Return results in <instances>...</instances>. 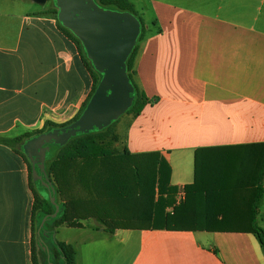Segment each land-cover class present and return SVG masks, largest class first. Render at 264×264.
Returning <instances> with one entry per match:
<instances>
[{"label":"crops","instance_id":"obj_1","mask_svg":"<svg viewBox=\"0 0 264 264\" xmlns=\"http://www.w3.org/2000/svg\"><path fill=\"white\" fill-rule=\"evenodd\" d=\"M48 2L0 0V138L70 118L91 91L92 77ZM148 3L152 16L142 18L145 34L135 43L131 71L146 103L127 113L124 140L113 133L131 153H160L178 204L194 181L196 150L212 149L198 154L211 160L264 142V0ZM261 185L256 223L264 231V174ZM250 191L238 189L233 198L246 200ZM222 193L227 201L229 191ZM32 204L27 162L0 142V264H32ZM81 223L72 228H87ZM61 227L69 226L56 227L54 236ZM93 228L106 238L86 239L82 264H91L94 252L104 264H264L250 232ZM58 241L79 264L73 244Z\"/></svg>","mask_w":264,"mask_h":264},{"label":"trees","instance_id":"obj_2","mask_svg":"<svg viewBox=\"0 0 264 264\" xmlns=\"http://www.w3.org/2000/svg\"><path fill=\"white\" fill-rule=\"evenodd\" d=\"M95 2L104 8L133 13L140 22L137 40L144 36V21L129 0ZM66 34L80 43L89 63L82 58L92 77V87L87 100L69 122H49L46 130L76 120L101 78L80 40L71 32L73 38ZM134 54L135 45L126 59V72L133 85V99L126 113H137L146 103L145 96L138 91L131 77ZM92 70L99 74L98 80ZM109 124L75 133L65 144H57L52 156L47 147L43 180L51 183L50 188L33 179L31 163L23 152L24 143L33 135L0 138L1 143L20 154L28 164L33 193L32 264H75L74 250L55 239L54 229L64 224L81 227V220L90 218L99 222L107 232L117 228L250 232L264 250V231L256 223L264 174V142L239 146L234 156H224L227 154L224 151L216 152V158L211 160H199L198 154H209L212 149L196 150L194 181L184 186L185 199L175 204V188L169 184L170 167L165 159L159 152L131 153L127 148L116 149L117 136ZM223 149L226 148L217 150ZM245 187H251L246 200H234L237 190ZM225 191H229L227 201L222 193ZM50 196L55 203L51 202ZM237 203L239 206H233ZM55 204L58 205L56 215L48 216L40 227L42 219L56 211ZM169 206L172 209L167 211Z\"/></svg>","mask_w":264,"mask_h":264},{"label":"water","instance_id":"obj_3","mask_svg":"<svg viewBox=\"0 0 264 264\" xmlns=\"http://www.w3.org/2000/svg\"><path fill=\"white\" fill-rule=\"evenodd\" d=\"M35 1L44 3L46 0ZM52 1L57 7V20L80 40L101 78L76 120L34 135L23 145V152L31 163L33 179L41 181L47 188L51 183L43 180L46 144L63 145L75 133L108 125L130 107L133 85L126 72V59L140 33L138 18L129 11L104 8L95 0ZM50 199L55 203L52 196ZM55 206L56 211L46 215L40 227L48 216L56 215L58 205Z\"/></svg>","mask_w":264,"mask_h":264},{"label":"rangeland","instance_id":"obj_4","mask_svg":"<svg viewBox=\"0 0 264 264\" xmlns=\"http://www.w3.org/2000/svg\"><path fill=\"white\" fill-rule=\"evenodd\" d=\"M129 1L131 3H133V5L135 7L134 8L135 12L138 15H141L144 20H148L152 16V8H151L150 4L148 3V0H129ZM48 4H49V7H51L54 11L56 10L55 6L53 5L52 0H49ZM64 30L66 33L70 34V32L66 28H64ZM70 36H72V35L70 34ZM72 38H73V36H72ZM72 40H74V39H72ZM73 42H74L76 48L78 49L81 57L85 60V62L87 64H89L88 60L86 59V57H85V55L81 49L80 43L77 40H74ZM92 73H93L95 79L98 80L99 74L94 70H92ZM74 115H72L70 118H67L63 121L45 120L41 125L33 127V128H29L24 134L26 136H27V134L34 136V135H37L39 133L45 132V131H47L46 130V128H47L46 124H48L49 122L56 123V124L66 123V122H69ZM128 120H130V119H129V116L127 115V113H122L117 119H115L113 122H111L109 124L111 127V130L112 131L114 130L115 132L118 133L120 140H124V138L126 136V130H127L128 122H129ZM119 144L120 143H118L116 145V143H115L114 146L116 147V149H119V150L123 149L121 147V145H119ZM56 146H57V144H55V143L48 144V146H47L49 148L48 152H49V154H51V156L53 154H55V150H56L55 147ZM27 159H28V157H27ZM28 161H29V159H28ZM166 209H167V211L168 210L170 211L172 208L169 206ZM84 224L87 225V228H85L83 230L72 228V227H63V228L61 227V228H59V232L56 234V236H54L56 240H69L73 244V246L77 249V260H78L79 264H82L81 257H82V252L84 251L83 247H84V243L86 242V239H89L91 237H93V238H97V237L106 238L105 234L98 235L95 232L93 227H101V224L99 222H97L96 220L90 218L88 220H84ZM49 243H50V241H49ZM105 252H106V250H103V254ZM101 256H102L101 252H99V255H98V253L94 252L92 254V257L90 259H87L86 261L92 260V261H90L91 264H101V263L104 264V262H105L104 257H101ZM86 264H88V262Z\"/></svg>","mask_w":264,"mask_h":264}]
</instances>
